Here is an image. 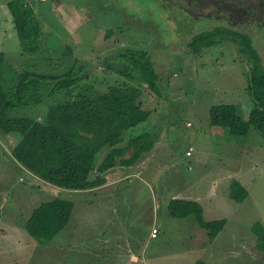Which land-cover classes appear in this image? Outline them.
Segmentation results:
<instances>
[{"label": "rangeland", "instance_id": "rangeland-1", "mask_svg": "<svg viewBox=\"0 0 264 264\" xmlns=\"http://www.w3.org/2000/svg\"><path fill=\"white\" fill-rule=\"evenodd\" d=\"M13 1L0 0V24L8 23L5 26H9L0 42V50L5 53L3 83L6 87L14 85L16 73L29 70L63 76L72 67V72L83 79L78 88L73 89V94L82 91L87 82H94L95 88L102 92L106 85L122 80L116 72L106 71L105 61H111L113 68L123 69L120 62H123L121 55L125 50L145 51L158 75L160 93L143 85L142 101L145 107L155 111L153 125L160 143L144 170L140 171L142 176L137 177L138 180L149 179L147 187L137 179H131L117 186L111 195L89 194L84 198L77 195L79 201L60 196V199L76 204L79 213L74 226H67L58 237L59 233L39 248L43 250L42 254L27 262L24 257L29 248L17 243V234L9 233L10 239L0 236V264L46 263L54 254H61L59 264H130L125 259L127 250L143 246L142 260L147 259L151 264H161V259L163 264H191L195 261L193 236L188 233L189 229L178 227L179 222L183 224L187 220L168 218V228H163L154 241L146 238L141 224L144 211L156 205L159 219H165V202L181 190L193 189L192 197L201 192L202 197L210 199L216 214L229 217L228 228L233 231L236 227L251 228L255 223L264 226V197L259 193L264 185L261 133L251 128L246 137H236L228 128L209 123L210 108L219 104L236 106L240 118L247 120L253 105L246 89L247 56L250 57V53L239 54L226 36L218 37L198 55L188 46L194 36L219 25L230 29V24L219 23L216 18H194L167 0H56L61 7H53L50 2V6L40 11L41 1L30 0L40 21L42 35L41 50L28 55L21 53L18 37L11 26L8 3ZM257 26L231 29L248 36L264 67V27ZM109 32L111 35L107 36ZM55 82L53 80L52 85ZM66 99L65 93L57 92L45 98L36 109L24 111L25 114L20 116L43 119L50 106ZM11 143L0 136V230L20 223L28 214L27 218L32 211L30 202L38 205L50 200L38 199L43 183L35 180V184L26 171L13 167L8 160ZM190 146L194 151L188 157L186 150ZM106 153L97 155L96 166ZM244 185L250 201L238 205L233 193L240 197L242 191L246 192ZM226 192L227 197H224ZM224 198L226 207L219 209ZM112 212L120 215L111 217L109 213ZM105 228H108L106 234L101 235ZM111 228L121 229L119 237L124 242L118 244V248H113L109 241ZM80 235L85 237L79 238ZM65 236L68 239H64ZM103 237L109 241L104 247ZM228 238L226 234V239L218 242L210 264H260L254 259L264 248L260 247L261 243L259 251L249 250L245 256L239 251L240 244L233 247L235 243L229 242ZM83 239L85 244L80 245ZM72 241V258L80 255L73 261L65 254V247ZM235 248L238 250H233ZM103 249H106L105 258L98 261L97 256ZM85 252H89L86 258ZM18 257L20 261L15 260Z\"/></svg>", "mask_w": 264, "mask_h": 264}, {"label": "trees", "instance_id": "trees-1", "mask_svg": "<svg viewBox=\"0 0 264 264\" xmlns=\"http://www.w3.org/2000/svg\"><path fill=\"white\" fill-rule=\"evenodd\" d=\"M8 7L21 53L31 55L41 50L42 29L33 5L27 0H15L9 2ZM230 25L231 29L240 24L231 22ZM230 29L218 26L194 36L188 43L192 53L198 55L218 37L226 36L239 54L250 53L246 89L253 105L247 120L240 118L236 106L219 104L209 110L210 125L228 128L236 137H246L254 128L261 133L264 142V67L248 36ZM110 35L109 32L107 36ZM4 54L0 51V136L13 143L9 146L12 158L41 181L64 190L96 189L105 184L107 171L116 165L131 166L153 148L154 140L145 133L133 136L126 146L119 147L126 133L149 119L151 111L142 101L143 85L160 93L158 75L145 51L125 50L120 62L123 69L113 68L111 61L104 62L106 71H114L122 78L120 83L106 85L101 92L94 82H87L76 94L73 89L78 88L83 79L72 72V67L63 76L29 70L16 73L14 85L6 87ZM53 80L57 82L52 85ZM57 92L65 93L67 99L50 106L43 119L20 116L24 111L36 109L45 98ZM107 150L96 166L97 155ZM233 196L241 202L245 193L242 191L240 197L233 193ZM73 207L72 201L60 198L41 203L25 223L27 233L39 243H48L69 223ZM168 210L173 218L194 216L197 223L209 231L212 240L225 225V220L204 221L202 207L193 201L171 200ZM252 232L258 238L257 246L260 243V247L264 246L262 225L253 224Z\"/></svg>", "mask_w": 264, "mask_h": 264}, {"label": "crops", "instance_id": "crops-1", "mask_svg": "<svg viewBox=\"0 0 264 264\" xmlns=\"http://www.w3.org/2000/svg\"><path fill=\"white\" fill-rule=\"evenodd\" d=\"M28 2L31 3L30 0H27ZM41 4L40 6V10L43 7L46 6H50V2L53 3V7H61V3L57 2L56 0H40ZM63 6V5H62ZM53 9V8H52ZM50 12V11H49ZM12 22V21H11ZM8 23H1L0 24V42L2 40V38L5 36V34H7L8 30H9V26H5ZM1 51V50H0ZM3 52V51H2ZM4 53V52H3ZM261 59V58H260ZM262 63V61H261ZM149 108V107H148ZM151 111V110H150ZM155 111H151L149 119L140 124L137 128H135L132 132L126 133L125 134V139L122 143L119 144V147H123L127 145V141L132 138L133 136H137L140 134H149L152 139L154 140V146L153 148L147 152L144 153L141 158L139 159L138 162H136L135 164L131 165V166H122V165H116L115 167H113L112 169H110L105 175V179H106V183L104 185H102L100 188H97L96 190H91L93 191V193H90L88 191H72V190H64V189H60L57 187H54L50 184H47L43 181H40L39 178L35 177L34 175H32L29 171H27L26 169L22 168L11 156L10 154V150L9 152H7V155H9L8 160L13 163V167H16L20 170L26 171L29 174V177L31 176L32 179L31 181L34 182L36 184V181H38V183L42 182L43 186L42 188H40V196L38 197V199L40 198H48L50 199L49 201L55 199V198H60V196H66V197H71V198H75L76 201H79L77 195H80V197H83L85 195H89V194H93V195H100V194H104L106 195V193H108L109 195L115 193L114 189L119 186L120 184L129 182L131 179H137V177H141V170H144V168L147 165V162L149 161V159L154 155V153L156 152L160 141L158 140V135L155 134V128L153 125V113ZM210 123V120H209ZM190 123H188L189 125ZM190 151L191 155L188 157L192 156V153L194 151V148L192 146H190L187 150H186V155L187 152ZM105 152H108L105 151ZM104 152V153H105ZM130 153V152H129ZM129 153L127 154V156H129ZM187 157V156H185ZM103 159V158H102ZM102 161V160H101ZM190 162V161H189ZM100 164V163H99ZM98 164V165H99ZM35 178V179H34ZM36 180V181H35ZM148 180L149 179H145V178H140V180L137 179V181L144 185L145 187L148 186ZM242 184H244L243 182H241ZM264 183V182H262ZM246 185H244V189H245V196L244 198L241 200L242 203L238 202V205H243L245 203H247L248 201H250V195L248 190L245 188ZM263 187V191L261 193V191L259 192L263 197H264V185H262ZM193 190V189H192ZM192 190H181L180 193L173 195L172 197H170V199H168L165 202V207L167 210V216L165 219H159L158 215H157V211L159 210L158 205L151 207L147 210L144 211V214H142V222L141 224L144 227V235L146 236L147 239H149L150 241H154L157 240L159 238V236L162 233V229L163 228H168V224L170 223V221L168 220V218L170 219V214H169V210H168V206L171 200L174 199H182V200H188V201H193L198 203L201 207H202V216H203V220L206 222H211V221H218V220H225V225L222 228V230L218 233V235L212 240L209 237V231L207 229L202 228L198 223L197 220L194 216H188L186 218H177L180 219V221H185L187 220L188 222H179L178 223V227L180 228H186L189 229V234L191 236H193L192 241H193V245H192V251L194 253V257H195V261H193L191 264H210L211 260L214 258V254H215V248L218 245V242L222 239L225 238L226 239V234L229 235V238L227 239L229 242H234L235 244H233L232 246L234 247V245L238 246L237 244H240V253L245 254V256H248V251H255L258 250V238L254 235V233L252 232V227L251 228H247L245 230H242L239 227L235 228V231H233L232 229L228 228V224H230V220L229 217L226 215L225 217H222L219 214H216V212L213 210V204L210 201V199L208 198H204L202 197V193L201 192H197L196 195H193V197L191 196L192 194ZM47 191V192H45ZM97 191V192H94ZM257 193L256 191H252ZM188 194V195H187ZM224 197H227V192L225 194ZM224 204H222L221 206H218L219 209L222 207H226V198H224ZM29 206H32L31 209L32 211L37 208L40 204L36 205L37 203L35 202H30ZM36 206V207H34ZM73 211L69 220V223L59 232V234L57 235V237L62 233V231L65 230V228L69 225L74 226V223L76 222V217L78 215V211L76 208V204L73 203ZM80 209V208H79ZM31 211V213H32ZM76 212V213H75ZM31 213L29 214V216L26 218V215L22 221H20V223H16L14 225L11 226H5L6 230H0L1 232V237H7L8 239H10L9 233L11 234H17V243L19 245H25L26 248H29L26 251V255L24 258H26L24 261H30L33 260L34 257H36L37 255H40L43 253L42 249H39L41 246H45L46 244H42L39 243L38 241L36 242L35 239H33L26 231L25 229V223L28 220V218L30 217ZM75 213V214H74ZM120 215V213L118 212H112L109 213V216H115V215ZM226 214V213H224ZM75 215V218H74ZM26 218V219H25ZM173 218V217H171ZM71 223V224H70ZM259 223V222H257ZM261 224V223H260ZM263 229L264 226L263 224H261ZM166 226V227H164ZM177 227V226H176ZM152 228H156L158 230V235L156 238H152L151 237V232H152ZM108 228H105L104 233L101 235H105L106 230ZM111 232L112 237L109 238V241L113 244V248H118L120 243H123L124 241L122 240V238L120 239V233H121V229H109ZM109 231V232H110ZM19 233V235H18ZM26 233V234H25ZM101 233V232H100ZM200 233H202L203 235H201ZM8 234V235H6ZM99 234V232L97 233ZM204 234L206 235V237L204 238ZM165 235V234H164ZM0 237V238H1ZM85 237V236H84ZM82 237V235H80L79 238H84ZM87 237V236H86ZM64 239H68V236H65ZM109 241H107L104 237H103V241H102V247H104V245L107 243H109ZM51 242V241H49ZM48 242V243H49ZM76 242V241H74ZM78 243V242H76ZM82 243L85 244L84 239L81 241V243H79L80 245H82ZM67 245V244H66ZM73 245V241L71 245H68V247H65V254L69 255L71 257V261L73 260H78V258H80V255H75L72 258L71 253H73L71 251V246ZM251 246V247H250ZM68 248V249H67ZM85 248H87V246H85ZM145 246H143L141 249L140 247H137V250H131L128 249L127 250V255L125 256V259H127L128 263L130 264H151V262L149 260H142V254H143V250H144ZM59 250H62L59 248ZM233 250H238V249H233ZM106 249H103L101 254H99L97 256V260H102V258H105V253ZM259 251V250H258ZM35 253V255L33 256V254ZM60 253V252H59ZM259 256L256 260L257 262H259L260 264H264V251H259ZM89 252H85L83 254L84 258L88 257ZM97 255V254H96ZM31 256L33 258H31ZM53 257H55L56 259H53ZM15 260H19L20 258L18 257ZM61 260V254H54V256L52 255L51 257H48V261L46 263L40 262L38 264H59ZM101 264V263H100ZM161 264H163V259H161ZM252 264H257V263H252Z\"/></svg>", "mask_w": 264, "mask_h": 264}, {"label": "flooded vegetation", "instance_id": "flooded-vegetation-1", "mask_svg": "<svg viewBox=\"0 0 264 264\" xmlns=\"http://www.w3.org/2000/svg\"><path fill=\"white\" fill-rule=\"evenodd\" d=\"M167 1L168 3L170 2L169 0ZM202 1L204 0L189 1L190 6H194L198 11H201L200 17L216 18L215 20L219 23L223 22L230 24L233 22L240 24L239 26L248 25L254 27V25H258V28L264 27V0H209L210 4L205 6H203ZM221 3L230 4L238 10L237 14L227 12L220 6ZM201 6L204 7V10L201 9ZM186 12L192 16L189 11ZM192 17L197 18L195 16Z\"/></svg>", "mask_w": 264, "mask_h": 264}, {"label": "water", "instance_id": "water-1", "mask_svg": "<svg viewBox=\"0 0 264 264\" xmlns=\"http://www.w3.org/2000/svg\"><path fill=\"white\" fill-rule=\"evenodd\" d=\"M169 1L172 4L179 5L184 10L189 11L192 16L199 17L201 15V13H200L201 11H198L197 8L194 7V6H190V4H189V1L190 0H169ZM202 2H203V6L210 4L209 0H204ZM204 3H207V4H204ZM203 6H201V9L202 10H204L203 9L204 8ZM220 6L223 7L227 12L234 13V14H237V12H238L237 9H235L234 7H232L228 3H221Z\"/></svg>", "mask_w": 264, "mask_h": 264}, {"label": "built area", "instance_id": "built-area-1", "mask_svg": "<svg viewBox=\"0 0 264 264\" xmlns=\"http://www.w3.org/2000/svg\"><path fill=\"white\" fill-rule=\"evenodd\" d=\"M190 155H191V152L188 151V152H187V156H190ZM157 235H158V230H157L156 228H152L151 237H152V238H156Z\"/></svg>", "mask_w": 264, "mask_h": 264}]
</instances>
